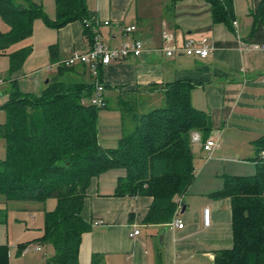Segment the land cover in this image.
<instances>
[{
  "label": "crops",
  "instance_id": "crops-1",
  "mask_svg": "<svg viewBox=\"0 0 264 264\" xmlns=\"http://www.w3.org/2000/svg\"><path fill=\"white\" fill-rule=\"evenodd\" d=\"M262 1L233 0L235 25L214 22L206 0H87L99 25L94 31L106 45L120 48L136 39L143 43L139 57L101 67L97 77L82 64L74 66L71 74L60 76L62 81L99 82L104 86L107 107L99 111L100 144L116 148L123 135L133 130L131 118L122 114L125 104L133 100L141 112H147L163 106V91L170 84L188 82L193 86V106L210 116L207 138L217 139L218 147L209 158L200 143H193L196 177L186 194L179 197L177 210L183 229L147 224L151 197L116 196L119 180L126 176L124 169H109L93 177L81 212L91 229L82 236L79 264H94V257L95 264H215L218 252L232 249L231 200L214 194L224 188L225 177L253 176L257 171L256 143L264 136V51H242L241 46L264 45V13H258ZM32 2L42 6L44 0ZM131 26L136 31L126 33L125 27ZM7 27L2 33L10 31ZM57 31L56 48L53 52L50 49L56 63L76 51L90 49L91 40L85 36L82 22ZM190 39L210 48V55H186ZM169 49L173 50L171 56L167 55ZM206 208L210 209L209 227L204 225ZM135 229L140 234L130 238ZM164 230L161 245L159 237ZM35 234L34 241L15 246L5 244L0 235V246L9 250V264H48L55 249L36 242L44 232ZM38 245L40 251L35 250Z\"/></svg>",
  "mask_w": 264,
  "mask_h": 264
},
{
  "label": "trees",
  "instance_id": "trees-1",
  "mask_svg": "<svg viewBox=\"0 0 264 264\" xmlns=\"http://www.w3.org/2000/svg\"><path fill=\"white\" fill-rule=\"evenodd\" d=\"M206 1L214 22L234 23L233 0ZM55 3L57 18L51 20L32 0H0V21L10 27L8 33L0 32V54L30 38L37 19L56 30L82 22L92 46L96 21L87 0ZM258 13H264V0ZM31 53L28 47L9 54L12 72L21 70ZM73 68L61 66L58 75ZM192 87L188 82L170 84L163 91V106L147 112L133 100L125 104L123 117H130L134 128L116 148L107 149L98 137L100 108L90 104L95 83L58 78L47 84L39 99L14 86L3 107L7 121L0 125L7 154L0 160V195L6 201L56 200L55 209L45 212L44 234L36 240L54 247L48 264H79L82 236L91 229L81 215L86 191L92 178L106 170L126 171L116 196L153 198L147 224L172 221L179 197L196 177L191 134L196 130L205 140L211 130L209 114L192 104ZM256 155L255 175L227 176L224 188L214 194L231 200L234 231L232 249L218 252L215 264H264V136L256 143ZM6 220L0 213V222ZM0 264H9L5 245L0 246Z\"/></svg>",
  "mask_w": 264,
  "mask_h": 264
},
{
  "label": "rangeland",
  "instance_id": "rangeland-1",
  "mask_svg": "<svg viewBox=\"0 0 264 264\" xmlns=\"http://www.w3.org/2000/svg\"><path fill=\"white\" fill-rule=\"evenodd\" d=\"M42 6L49 19L57 18L55 0H44ZM35 21L33 35L14 44L10 50L6 51L10 54L15 50L32 48L33 54L31 53L21 70L12 72L9 54H0V83H2L0 87V125L7 121L8 114L3 107L8 102L9 93L15 85L20 92L39 99L46 88V81H51L55 77L60 78L58 74L61 65L59 62L53 64L50 56V49L56 48L58 31L48 27L43 19ZM7 30V25L0 21V32ZM71 72H73L72 69H65L62 76L69 75ZM6 156L5 141L0 138V160H4ZM55 207V199H49L46 204H41L33 201H6L0 195V213L7 215V223H0L2 233L0 235L5 238V244L15 246L22 242H31L32 238H36L35 233L37 236L43 234V230L39 231L38 228L44 226V214L46 211L54 210Z\"/></svg>",
  "mask_w": 264,
  "mask_h": 264
},
{
  "label": "built area",
  "instance_id": "built-area-1",
  "mask_svg": "<svg viewBox=\"0 0 264 264\" xmlns=\"http://www.w3.org/2000/svg\"><path fill=\"white\" fill-rule=\"evenodd\" d=\"M109 22H105V25H109ZM233 24L236 25L234 22ZM98 23H95L94 30L97 29ZM126 33H132L136 31L135 26L125 27ZM94 41L90 49L86 52L76 51L72 53L67 59L59 62V65L71 68L76 65L82 64L88 67L94 77L99 75V70L101 67H106L111 65L112 63L119 61L121 59H127L132 56L139 57L143 52V43L141 40H134L131 44H125L120 48H111L106 45L98 32H95ZM165 38L168 39V36L165 35ZM242 51H264V45L260 44H243L241 46ZM185 54L188 56L207 58L211 49L208 47H204L199 45L195 40L190 39L188 41V45L185 48ZM167 55H173V50L169 49L167 51ZM1 85V83H0ZM92 105L97 108H105L106 107V99H105V88L99 82L95 83V89L93 96L90 99ZM192 143H200L203 147V150L208 154L209 158L212 156L216 148L218 147V140L214 138H207L205 140L202 139L199 132H192L191 134ZM180 206V203H179ZM178 211L174 215L172 221L168 224L170 227H176L178 229H183L184 224L182 220L178 218ZM211 217H210V209H204V225L206 227L210 226ZM140 234L139 229H135L133 232L129 234L130 238H135ZM27 248V247H26ZM28 251V249H26ZM36 251H40V246L35 247Z\"/></svg>",
  "mask_w": 264,
  "mask_h": 264
},
{
  "label": "water",
  "instance_id": "water-1",
  "mask_svg": "<svg viewBox=\"0 0 264 264\" xmlns=\"http://www.w3.org/2000/svg\"><path fill=\"white\" fill-rule=\"evenodd\" d=\"M57 80H58V78L55 77V78H53L51 81H47V83H49V82H55V81H57ZM182 213H184V206H183ZM165 235H166V230H164V231L161 233L160 237H159V241H160V244H161V245H163V243H164Z\"/></svg>",
  "mask_w": 264,
  "mask_h": 264
}]
</instances>
